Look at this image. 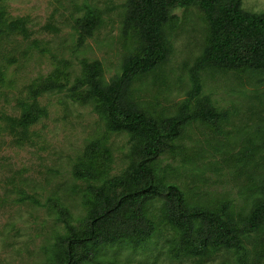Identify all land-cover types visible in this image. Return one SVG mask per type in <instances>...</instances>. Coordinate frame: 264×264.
<instances>
[{
  "label": "rangeland",
  "instance_id": "obj_1",
  "mask_svg": "<svg viewBox=\"0 0 264 264\" xmlns=\"http://www.w3.org/2000/svg\"><path fill=\"white\" fill-rule=\"evenodd\" d=\"M125 2L0 0V264H52L53 253L70 230L66 222L77 232L86 227L89 188L121 176L141 159V148L129 134L108 130L85 88L76 94L68 89L83 75V62H101L103 79L111 82L121 73L124 59L137 51V32L123 33ZM243 8L264 13V0H243ZM89 11L102 23L79 47L76 21ZM173 13L180 21L169 31L168 61L132 86L139 108L158 118L177 115L187 99L190 70L208 34L197 7ZM20 18L27 22L29 38L6 28ZM51 77L67 88L38 97L47 114L27 135L12 130L6 116L19 118L22 104L33 102L31 91ZM201 79L202 94L191 111L197 109V100L209 96L226 117L215 124L192 121L154 161L155 174L162 186L177 185L191 205L216 208L230 203V216L241 222L264 186V78L206 70ZM84 165L94 170L96 180L75 177V169ZM164 203V196H158L148 204L158 231L147 244L137 249L103 247L96 263L89 264L238 263L236 254L224 250L204 260L174 258L176 234L162 221ZM243 245L251 261L264 264V230L245 236Z\"/></svg>",
  "mask_w": 264,
  "mask_h": 264
},
{
  "label": "trees",
  "instance_id": "obj_2",
  "mask_svg": "<svg viewBox=\"0 0 264 264\" xmlns=\"http://www.w3.org/2000/svg\"><path fill=\"white\" fill-rule=\"evenodd\" d=\"M125 7L123 33L137 32L141 42L137 51L124 59L121 73L111 82L103 79L101 62H83V75L68 89L76 94L85 88L86 98L106 120L108 130L129 134L141 148V159L121 176L89 188L86 227L77 232L66 222L70 230L62 237L50 261L52 264H89L96 263L97 254L103 247L117 244L141 248L158 231V225L149 217L148 204L158 196H164L162 221L176 234L172 250L174 258L204 260L224 250L238 256L237 264H260L245 254L243 238L264 230V186L261 197L247 216L237 222L230 216V203L216 208L194 206L177 185L162 186L155 174L154 161L183 135L192 121L215 124L226 117L213 106L209 96L197 100V109L191 111L192 102L202 94V72H250L264 78V13L246 11L243 0H126ZM192 7L204 13L208 33L202 54L190 70L192 88L177 115L154 117L139 108L133 96V83L168 61L172 51L169 31L180 21L173 12ZM2 18L3 14H0V23ZM101 23L100 16L94 11L76 21L79 47L94 37ZM6 28L11 34L30 37L25 19L10 21ZM2 81L0 71V83ZM66 88L58 77L42 81L31 91L33 102L22 104V115L19 118L6 116V122L12 130L21 129L27 135L30 127L47 114L38 104V97ZM89 149L93 151L95 144ZM94 173L86 165L74 171L77 179L87 181L97 179ZM79 249H83L82 255Z\"/></svg>",
  "mask_w": 264,
  "mask_h": 264
}]
</instances>
